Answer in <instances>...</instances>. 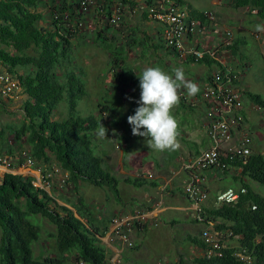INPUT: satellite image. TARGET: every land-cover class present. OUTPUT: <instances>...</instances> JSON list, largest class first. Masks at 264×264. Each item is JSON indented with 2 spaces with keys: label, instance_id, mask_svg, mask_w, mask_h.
I'll list each match as a JSON object with an SVG mask.
<instances>
[{
  "label": "trees",
  "instance_id": "16d2710c",
  "mask_svg": "<svg viewBox=\"0 0 264 264\" xmlns=\"http://www.w3.org/2000/svg\"><path fill=\"white\" fill-rule=\"evenodd\" d=\"M42 2L0 0V64L16 75L22 92L26 93L22 103V127L11 124L0 127V157L13 155L16 148L27 145L36 168L57 161L68 171L74 191L78 190L83 181L97 187L106 186L117 195V178L105 170L101 157L93 149L92 132L102 124L101 118L77 113V100L85 94L84 78L76 71L77 64L70 58L71 39L81 36L77 22L82 15L75 13L78 4L74 2L66 5L65 1L54 3L50 6L51 21L46 24L43 23V11L37 8ZM231 2L235 7L247 8L248 13L264 21V0ZM103 4L100 7L103 10L101 14L108 16L111 1L105 0ZM191 11L194 17L206 22L202 11ZM131 29L137 28L134 26ZM103 31H95L96 42H101V38L108 40ZM132 42L145 43L146 40L135 36ZM236 44L234 39L232 44L225 47L234 50ZM114 49L117 52V47ZM120 57L114 54L111 61L115 67L119 65L122 68H114L116 79H119V83L128 82L131 85L128 92L135 101L140 89L139 76ZM189 61L209 65L219 63L217 59L208 57L198 61L189 58ZM119 83L122 92H126V87ZM244 94L253 104L264 107L261 95L249 91H244ZM63 100L66 101L67 116L53 119L54 109ZM4 105L0 101V107L4 108ZM98 106V115H101L99 112L106 113V110L114 112L106 104ZM10 135L12 143L9 141ZM252 150L251 155L231 159L230 166L224 169L225 172L230 168L236 170L234 177L240 181L239 188H243L244 192L230 203L214 202L206 208L201 203L203 219L195 218L202 223L214 221L215 229L229 233L231 238H237L238 245L226 244L222 254L212 256L203 251L193 258L195 264H264V196L245 181L249 178L264 185V153L253 147ZM24 162L25 159H21L19 165L13 166H20ZM42 171L46 172L47 169ZM33 178L31 174L10 172L0 177V264H68L73 261L77 264H111L113 252L102 242L109 226L106 223L99 225L101 222L96 221L85 199L79 196L77 202L68 201L73 204L78 217L73 209L58 204L43 187L33 184ZM125 178L138 187L147 181L131 175ZM155 184L151 183L152 186ZM30 213L41 214L53 224L52 236L56 245L53 254L43 258L34 257L31 243L38 239L40 225L29 219ZM138 226V222L133 223V227ZM186 239L206 250L207 245L198 235H189Z\"/></svg>",
  "mask_w": 264,
  "mask_h": 264
},
{
  "label": "rangeland",
  "instance_id": "374dc122",
  "mask_svg": "<svg viewBox=\"0 0 264 264\" xmlns=\"http://www.w3.org/2000/svg\"><path fill=\"white\" fill-rule=\"evenodd\" d=\"M180 1L178 2L187 9L202 12L212 10L215 13L217 22L213 21L214 23L209 29L211 34H220L224 27L221 24L228 25L237 43L234 50H229L233 53L230 63L235 68L238 76L240 75L239 88L257 93L264 98V32L256 30V25H264V21L248 13L247 8L233 6L231 0ZM56 2L57 0H50L52 5ZM50 6L45 1L43 6L40 4L37 7L43 11L45 18L43 23L45 22L46 24L51 21L52 8ZM130 14L134 13H131L126 8L121 22L119 21L113 26L109 25L107 19L96 11V7L91 6L89 12L83 15L81 19L82 25L79 32L81 36L71 39L72 55H70V58L77 64L76 71L80 72L84 78L85 89V94L77 100V113L82 116L94 115L96 118L99 116L102 125L108 129L106 137L102 138L97 134L101 123L95 128L92 132L93 149L101 157L105 170L117 178L118 194L116 195L106 186L97 187L83 181L79 184L78 190L74 191L69 180L68 171L64 170L55 160L52 161V164H44L37 168L28 162L17 167L13 166L14 164L19 165L21 159H25V152H29L27 145L16 148L13 155H5L3 157L4 164L0 165V177L6 172H10L23 175L31 174L32 176L36 174L41 180L42 170L44 168L47 169L46 172L53 177V182L50 187L44 185L45 190L52 195L58 204L73 209L76 216L78 214L70 202H77L78 197L82 196L89 209L93 211L96 221L102 223L99 225L103 226L106 223L109 226V230L102 238V242L104 244L113 243L117 244V246L118 244L122 246L120 251L113 252L111 264H168L175 261L182 262V264H195L193 261V249L186 237L196 231H191L190 226L187 229V226L182 223L169 226V224L165 225V222L162 221L164 223H157L156 226H153L150 225L149 216H145L146 218L143 221H137L139 225L137 228L133 227L127 233L128 240H131L132 244L123 242L121 238L114 235L115 233L110 234L115 223L123 216L134 214L135 212H144L146 210L145 206L141 207V203L144 200L143 197L151 193V190L148 189L150 185L146 189L145 187H138L125 180V175L143 177L139 174L151 171L156 176L157 170L165 168V164L179 161L176 167H180V159L183 156L181 152L184 153L183 150L194 148V142H197L198 148L207 146L209 140L207 137H203L202 131L200 133L203 141H201V137H196L198 132L195 126H200V130L202 129L201 125L204 126L201 117L206 109L203 107L200 94L203 87L209 84L208 78L216 68L215 64L184 62V60L177 58L174 54H166L167 48L162 44L163 41L161 42L157 38V35L154 36L153 40L159 43L160 46L155 49L152 41L145 34V31L148 34L153 33V30L151 31L152 28L133 21V15L130 16ZM134 26L137 29L132 30L131 28H134ZM101 28L104 29L103 35L108 38L107 41L101 38L102 43L95 41V31ZM143 29L146 30L144 31ZM113 36H115V40L111 42L110 40H112ZM135 36L137 38H145L146 44L132 42V38ZM115 47H117V52L114 51ZM113 53L125 59V65H130L138 76L148 67L158 66L173 76L174 69L183 68L185 79L198 85L199 98L198 102H195L193 109L190 108L189 104H187L189 108L182 104L181 100L172 109V115L179 125V135L177 137L180 144L179 149L158 151L148 147L146 143L148 138L132 134V126L128 123L127 117L134 115L136 108L139 106L137 101L140 100L141 88L136 93V102L133 101V95L128 92L131 89V85L128 82L119 83V79H116L114 68L117 70L122 68L119 65L115 67L111 64ZM80 68L84 71H80ZM0 70L8 71L2 64H0ZM118 83L126 87V92H122ZM180 93L185 96L183 99L185 103H189L190 97L195 98L197 96V94L194 96L189 95L187 89L183 87L179 89ZM25 98L26 93L17 92L14 99L4 101V108L0 107V127L5 124L22 127V103ZM242 99L246 108L247 129L252 134V147L254 150L264 153V107L252 109L251 103L245 94L242 95ZM65 103L66 101L63 100L58 108L54 109L53 119H61L67 116ZM99 104H106L114 112L106 110L104 114L99 112L102 116L98 115ZM197 104L198 106H196ZM131 106L132 108H130ZM183 127L186 131L185 134L180 133ZM113 129L116 132L115 135L113 134ZM141 131H144V129H141ZM182 136L189 138L191 143L188 145L181 141ZM9 138L12 143V136L10 135ZM7 143L5 142L4 144L7 145ZM5 145L4 147H6ZM233 173H237L236 170ZM154 176L150 178L145 175L144 178L147 181L155 180ZM245 181L256 192L264 196L263 184L249 178ZM222 182L234 188H239L240 186V181L236 180L232 174L224 177ZM37 184V186H40V182H37ZM28 217L32 222L40 225L39 237L31 243L34 249V257L43 258L45 255L53 254L56 248L55 240L52 236L54 232L53 224H50L41 214L30 213ZM162 217L165 218V216ZM208 227L215 229L214 225ZM224 241L228 245H238L237 238L227 236ZM136 245H139V247H136ZM68 264L77 263L73 261L68 262Z\"/></svg>",
  "mask_w": 264,
  "mask_h": 264
},
{
  "label": "built area",
  "instance_id": "2783aa9c",
  "mask_svg": "<svg viewBox=\"0 0 264 264\" xmlns=\"http://www.w3.org/2000/svg\"><path fill=\"white\" fill-rule=\"evenodd\" d=\"M105 0H72L78 4L75 13L82 17L89 12L91 6L96 11L103 12L100 7ZM111 1V12L107 19L109 25H116L121 22L123 12L126 8L131 13L146 12L148 19L157 23L160 27V35L167 49L172 51L177 58L182 60L215 58L218 60L216 68L209 77V84L201 91V99L205 101V129L211 140V146L203 149L196 157L187 162L185 170L190 172V177L183 186V191L195 208L196 218L202 220L200 204L208 197V191L204 184L207 170H224L230 166V160L236 157L251 155L252 137L243 129L244 117L241 114L244 110L242 92L239 89L240 75L226 57V47L232 43V32L230 29H222L220 34H210L209 29L215 19V13L203 11L206 22L193 16L191 9H187L176 0H109ZM133 2V3H132ZM102 11V12H101ZM82 19V18H81ZM77 22L78 29L82 20ZM108 25V26H109ZM102 29V28H101ZM100 30V29H99ZM17 92H22L16 75L0 70V101L14 99ZM183 93L179 95L185 98ZM25 162L35 164L34 157L30 152H25ZM4 164V158L0 157V165ZM153 176L152 174L147 175ZM33 184L40 187L52 184V176L42 172V178L33 175ZM45 185V186H44ZM244 192L243 188L234 189L227 187L215 195V200L221 202H233L239 194ZM254 208V206H253ZM149 211L128 214L115 223L111 233L122 239L123 242L132 244L128 240L127 233L133 228V223L144 220L149 216ZM200 238L207 245L203 250L208 256L222 254L226 246L225 238L229 233L213 230L209 227L202 228ZM242 258H245L241 254ZM117 264V263H114Z\"/></svg>",
  "mask_w": 264,
  "mask_h": 264
},
{
  "label": "crops",
  "instance_id": "0c3cea01",
  "mask_svg": "<svg viewBox=\"0 0 264 264\" xmlns=\"http://www.w3.org/2000/svg\"><path fill=\"white\" fill-rule=\"evenodd\" d=\"M45 1L47 2L48 6H50V5L52 6V4H50V0H43V2H45ZM63 1L66 2V5H68L70 3L72 4V0H57L56 3L61 4V2H63ZM177 1H179V0H177ZM43 2L41 3L42 6H43ZM132 15H133V18H132L133 21L139 22L143 26L144 25L150 26L152 28L151 31L153 30V33L151 32V34H148L145 31L146 29L145 30L143 29V30L145 31L146 36H148V38L152 41L153 47H155V49H158L160 44L156 43L153 40V38L155 35H157V38L161 42L163 41L161 38V35H160L159 25L157 23H155L154 21L148 19L146 12H138L137 11V12H134V14H130V16H132ZM214 22H217V18L214 19ZM221 25L224 26L223 29H225V28L229 29L228 25H225V24H221ZM233 39H235V38L232 34V40ZM162 44H164V42H162ZM165 52H166V54H174L169 49H167V51H165ZM232 55H233L232 51L230 52L229 49H226V57H228L229 63L231 62V60L233 58ZM184 62L190 63L192 61H189V58H188V60L186 59V60H184ZM215 65H217V64H215ZM230 65H231V63H230ZM232 68H234V67L232 66ZM238 85L240 87V83H238ZM239 89H241V92H242L241 94L243 95L245 90L243 88H239ZM198 98H199V94L197 93V96L195 98L190 97L189 103H185L184 100L182 99V97H180V100H181L180 102L182 104L184 103V105L187 106L188 108H189V106L187 104H189L191 106L190 108L193 109V107H195L194 106L195 102L196 103L198 102ZM242 101H243V99H242ZM202 103H203V107L205 108V106H206L205 101L202 100ZM243 103H244V101H243ZM250 103H251L250 106L252 109H257L256 108V107H258L257 105L253 104L252 102H250ZM196 106H198V104ZM243 109H244V111L241 112V114L244 117L245 112H246L245 111L246 108L244 107ZM205 113H206V111L203 112V115L201 117V119L203 120L204 126L201 125L202 129L200 130V128H199L200 126L196 125L195 129L198 132L196 134V137L197 136L201 137L200 138L201 141H203L202 134H204L203 137H207V139L209 140L206 147L198 148V145L196 144L197 142H194L195 143L194 148L183 150L184 153L181 152V154L183 156L180 159V162H181L180 167H178V168L176 167V165L178 164L179 161L177 163L175 161V162L165 164V168H163L161 170H157L156 176H154L153 175L154 172L152 173L151 171H147V172L139 174L140 176H143L142 178H144L145 175L146 176L149 175V173H151L155 177V181H145L141 185V187H145V189L148 187V185H150V187H148V189L151 190V193H150V195H148V194L144 195L143 203H141V207L145 206V208H146L145 211L150 212L149 217H148L150 219V223H151L150 225L156 226L157 223H161L162 221L165 222V223L164 222H162V223H164L165 225L169 224V226L182 223L184 226H187V229L190 226L191 231H194V230L196 231L195 233L189 234V235H198L199 237H200L199 234H200V231L202 228H205L208 226L212 227V225H214V221H209L208 223H204V222L202 223V222L196 221L195 210H193L194 205L187 198L186 194L183 191V186L186 184L187 180L190 177V172L185 170V168H184L185 164L187 162H189L191 159L196 158L203 151V149L210 147L211 143H212L210 138L208 137L206 129H205ZM246 124H247V119H246V115H245L244 122H243L242 126H243V129L245 131H247L251 134V131H249L247 129ZM200 131H202V134L200 133ZM181 132H182V134L186 133L184 127L181 128L180 133ZM181 141L185 142L188 145L191 143V140L189 138L183 137V136L181 137ZM196 145H197V147H196ZM232 169H234V168H232ZM232 169L230 168L229 169L230 171H228V172H225L224 170L221 171V170H216V169L207 170L204 172V174L206 176L204 184H205L207 191H208V199L202 203L201 206L203 208L212 206L214 204V202H213L214 195L217 192H219L220 190L230 186L229 184L223 183L222 179L224 177H226L228 174L235 175V173H233L235 171V169L234 170H232ZM153 176H151V177H153ZM151 180H153V179H151ZM152 182H156V184L154 186H152L151 185ZM230 187H232V186H230ZM232 188H234V187H232ZM235 189H237V188H235ZM155 216H157V217L154 218ZM162 216H165V218ZM105 244L114 253H116V251H120L122 248V246H120L119 244H118V246H117V244H113V243H105ZM191 246L193 249V258L203 253V249L199 248V245H195V244L191 243ZM111 263H112V258H111Z\"/></svg>",
  "mask_w": 264,
  "mask_h": 264
},
{
  "label": "clouds",
  "instance_id": "9594fccd",
  "mask_svg": "<svg viewBox=\"0 0 264 264\" xmlns=\"http://www.w3.org/2000/svg\"><path fill=\"white\" fill-rule=\"evenodd\" d=\"M256 30L264 32V25L257 24ZM139 80L141 88L140 100L137 101L139 106L134 115L127 117L128 123L132 126V134L148 138L146 140L148 147L158 151L179 149L177 139L179 125L172 115V109L179 103L181 87L187 89L189 95L194 96L199 92L198 85L185 79L183 68L174 69L173 76L158 66L148 67L143 70ZM107 131L108 129L101 124L97 134L103 138L106 137ZM113 134H116L114 129ZM215 195L213 202L218 204Z\"/></svg>",
  "mask_w": 264,
  "mask_h": 264
}]
</instances>
